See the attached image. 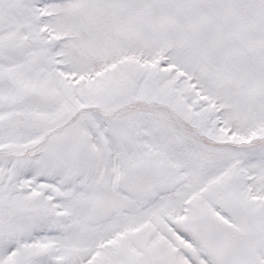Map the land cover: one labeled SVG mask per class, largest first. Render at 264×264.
Returning a JSON list of instances; mask_svg holds the SVG:
<instances>
[{"label": "snow or ice", "instance_id": "obj_1", "mask_svg": "<svg viewBox=\"0 0 264 264\" xmlns=\"http://www.w3.org/2000/svg\"><path fill=\"white\" fill-rule=\"evenodd\" d=\"M0 264H264V0H0Z\"/></svg>", "mask_w": 264, "mask_h": 264}]
</instances>
